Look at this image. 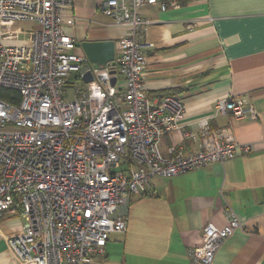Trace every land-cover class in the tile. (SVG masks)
Here are the masks:
<instances>
[{"label": "built area", "instance_id": "2783aa9c", "mask_svg": "<svg viewBox=\"0 0 264 264\" xmlns=\"http://www.w3.org/2000/svg\"><path fill=\"white\" fill-rule=\"evenodd\" d=\"M73 0H0V88L16 91L17 104L0 100V216L20 206L22 232L6 239L18 264H95L112 234H124L128 198L143 195L154 178L165 179L211 164H225L250 153L227 129H212L209 118L183 139L195 150L170 149L162 157L159 142L183 131L184 106L172 96L153 103L144 91L146 70L144 7L161 11L176 0H105L104 16L126 31L106 78L83 89L71 87L86 58L72 52L66 13ZM13 24H32L29 46L17 45ZM111 70L122 88L111 85ZM217 114L254 122L246 98H223ZM241 224L228 212L222 228L207 224L202 245L188 251L190 264H212L215 253Z\"/></svg>", "mask_w": 264, "mask_h": 264}, {"label": "crops", "instance_id": "0c3cea01", "mask_svg": "<svg viewBox=\"0 0 264 264\" xmlns=\"http://www.w3.org/2000/svg\"><path fill=\"white\" fill-rule=\"evenodd\" d=\"M103 1L73 0L66 13L74 20L67 30L75 40L72 52L87 65L83 43L113 44L115 59L126 33L102 14ZM176 2L165 11L157 6L139 10L150 22L140 34L147 60L144 91L153 103L172 96L185 109L179 121L183 131L163 135L160 154L169 157L172 148L193 152L197 144L183 134L197 131V121L204 118L212 129H227L253 149L223 165L150 180L145 194L129 196L126 231L109 236L95 264H190L188 251L202 245L203 227L222 228L229 211L241 228L222 242L212 264H264V0ZM23 25L30 30L18 31L24 36L15 43L29 46L35 26ZM80 73L71 75L68 85L71 79L80 81ZM115 87L122 88L120 77ZM238 97L254 107V122L216 113L218 100ZM19 213L17 202L0 216V264H18L6 239L22 232Z\"/></svg>", "mask_w": 264, "mask_h": 264}, {"label": "water", "instance_id": "95a60500", "mask_svg": "<svg viewBox=\"0 0 264 264\" xmlns=\"http://www.w3.org/2000/svg\"><path fill=\"white\" fill-rule=\"evenodd\" d=\"M82 49L85 55L88 57L89 65H84L81 68L80 81L87 85L94 80L101 81L106 78V73L102 69L104 65L113 62L114 60V46L113 44H92V43H83ZM98 55L100 59H96ZM91 65H95L98 69L95 72L92 69ZM111 85H114L116 82L115 70H111L109 73Z\"/></svg>", "mask_w": 264, "mask_h": 264}, {"label": "rangeland", "instance_id": "374dc122", "mask_svg": "<svg viewBox=\"0 0 264 264\" xmlns=\"http://www.w3.org/2000/svg\"><path fill=\"white\" fill-rule=\"evenodd\" d=\"M11 30L12 31H14V32H18V31H24L23 33H27V31L28 30H30V27H28V26H24L23 24H13L12 26H11ZM22 36H24V34H22L21 35V37H20V39H19V41H21V40H23V37ZM71 83H72V86H71ZM74 86H76L77 88H79V89H83L84 87V85L82 84V82L81 81H78V80H75V79H71V82H70V85H68L67 86V100L68 101H73V99H74V96H73V91H72V88L71 87H74Z\"/></svg>", "mask_w": 264, "mask_h": 264}, {"label": "trees", "instance_id": "16d2710c", "mask_svg": "<svg viewBox=\"0 0 264 264\" xmlns=\"http://www.w3.org/2000/svg\"><path fill=\"white\" fill-rule=\"evenodd\" d=\"M0 100L17 104L19 102V94L16 91L0 88Z\"/></svg>", "mask_w": 264, "mask_h": 264}]
</instances>
